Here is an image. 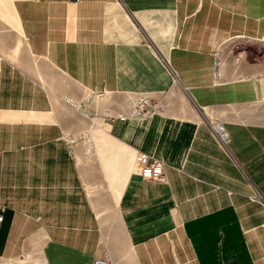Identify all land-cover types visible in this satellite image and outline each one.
Wrapping results in <instances>:
<instances>
[{
	"label": "crops",
	"instance_id": "obj_1",
	"mask_svg": "<svg viewBox=\"0 0 264 264\" xmlns=\"http://www.w3.org/2000/svg\"><path fill=\"white\" fill-rule=\"evenodd\" d=\"M193 1L202 7L180 24L190 0H0V19L18 34L21 22L36 55L101 94L173 87L152 50L135 44L133 25L144 23L160 43H178L166 53L192 105L91 129L90 151L127 239L112 249L102 227L110 213L96 211L61 129L47 122L44 85L0 58V246L21 247L39 230L45 264H93L105 249L111 264H264V65L218 83L211 74L222 40H264V17L248 14L251 0ZM209 120L225 124L227 149ZM140 152L165 162L162 180L138 173Z\"/></svg>",
	"mask_w": 264,
	"mask_h": 264
},
{
	"label": "rangeland",
	"instance_id": "obj_2",
	"mask_svg": "<svg viewBox=\"0 0 264 264\" xmlns=\"http://www.w3.org/2000/svg\"><path fill=\"white\" fill-rule=\"evenodd\" d=\"M183 4L185 8L186 3ZM202 5L200 1L190 0L186 9L178 11L179 23H182L180 20H189L195 16ZM15 6L13 3L14 10ZM227 8L223 9L228 11ZM225 11L222 13L225 14ZM15 13L17 14V12ZM219 13L221 14V11ZM248 14L264 17V0H251ZM185 23L187 25L188 22ZM19 24L22 34L17 33L14 25L0 19V58L8 59L14 65L24 69L30 79L44 85L50 101L47 106L49 111L45 113H50L54 117V120L51 119L47 122L54 123L61 129L60 141L69 145L74 160L81 170L83 185L90 195L96 211L105 208L110 213L111 222H102L104 237L110 242L112 249L115 243L117 246H126L127 239L123 228L120 226L115 211L108 204L110 203L109 187L94 152L90 151L89 145L92 142L90 131L92 128L95 129L100 122L111 124L116 117L121 115L152 117L163 111H168L174 106H178L179 110H185L187 105L192 106L191 101L185 98L187 94L180 85L177 72L173 68L171 69V57L166 53L171 44L175 48L178 43L169 41L162 44L144 23L140 24L141 27L135 23L133 27L137 33L136 37H138L135 44L146 46L149 51L152 50L162 68L166 69L172 77L173 87L169 91L111 90L109 93L101 94L75 81L59 69L48 56L36 55L31 40L23 33L21 22ZM177 28L182 31L184 27L177 24ZM19 40H21L20 43ZM110 41L115 42V40ZM211 58L215 69L214 72L211 69L212 76L215 75L214 83L223 80L227 75H234L233 78L240 79L244 76L243 69L245 67L253 66L255 68L264 65V40L248 36L244 38L233 36L224 39L215 47ZM233 69L235 71H232ZM66 96L74 98L75 104L66 102ZM216 122L223 123L221 120L208 121L213 134L212 125ZM256 196H259L258 193ZM258 198L262 202L264 201V198L260 196ZM262 204L264 205V202ZM0 207L4 211V207L1 205ZM113 233L117 234L121 242L115 241ZM19 238L18 235L14 240L21 241ZM45 238L44 233L39 230L30 231L22 238L21 247L17 248L5 247L6 240L5 244L0 246V264H35V260L42 259L40 253ZM11 241L9 243H13ZM28 254L32 255L31 260L25 258Z\"/></svg>",
	"mask_w": 264,
	"mask_h": 264
},
{
	"label": "built area",
	"instance_id": "obj_3",
	"mask_svg": "<svg viewBox=\"0 0 264 264\" xmlns=\"http://www.w3.org/2000/svg\"><path fill=\"white\" fill-rule=\"evenodd\" d=\"M213 132L220 144L228 148L230 135L221 122H216L212 125ZM165 162L156 157H152L145 152H140L137 155L138 173L146 178L153 180H162L164 175ZM264 202V201H263ZM4 221V212L0 207V224ZM112 255L108 249H105L102 254L94 259L93 264H111Z\"/></svg>",
	"mask_w": 264,
	"mask_h": 264
},
{
	"label": "bare ground",
	"instance_id": "obj_4",
	"mask_svg": "<svg viewBox=\"0 0 264 264\" xmlns=\"http://www.w3.org/2000/svg\"><path fill=\"white\" fill-rule=\"evenodd\" d=\"M263 9V8H262ZM261 9V10H262ZM227 149V148H226ZM139 154V153H138ZM135 169L138 171V167H137V159H136V163H135ZM31 257L32 255L31 254H28L25 256L26 259H29L31 260ZM28 261V260H27ZM35 264H45V260L44 259H41V260H35Z\"/></svg>",
	"mask_w": 264,
	"mask_h": 264
}]
</instances>
